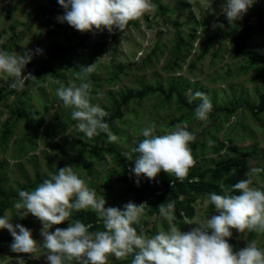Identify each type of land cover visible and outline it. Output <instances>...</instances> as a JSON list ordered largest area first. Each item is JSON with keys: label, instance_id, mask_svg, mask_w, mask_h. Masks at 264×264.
Instances as JSON below:
<instances>
[{"label": "rangeland", "instance_id": "rangeland-1", "mask_svg": "<svg viewBox=\"0 0 264 264\" xmlns=\"http://www.w3.org/2000/svg\"><path fill=\"white\" fill-rule=\"evenodd\" d=\"M153 3L155 11L130 21L123 32L81 33L58 20L65 14L58 0H0V50L18 54L42 50L24 69L36 80L28 78L22 91L10 87L11 79H0V204L4 205L0 216L29 229L41 245L42 223L31 214L20 216L23 210L14 208L18 192L35 190L51 174L70 166L96 189L98 197H104L106 208L123 210L129 202L140 205L142 184L131 171L136 154L128 160L121 153L138 146L143 139L140 130L147 125L154 123L155 135H163L186 121L196 137L189 144L196 162L183 179L192 185L178 198L188 201L191 209L189 216L182 214V232L198 227V220L218 215L205 200L207 194L223 195L232 186L226 179L233 168L215 174L223 162L245 159L244 179L251 166L264 168V110L258 109L264 91V0H255L232 25L222 14L227 0ZM214 22L224 28L213 29ZM162 26L167 30L161 31ZM244 33L247 40L236 53L233 38ZM93 64L92 103L109 113L105 122L119 138L116 142L110 143L104 133L86 137L71 119V109L64 108L56 95L60 83H79L80 66ZM144 89H148L145 96L120 105V116L114 117L115 103ZM196 91L205 93L213 104L207 122L195 118L200 101L188 102ZM160 174L161 180L176 178ZM253 186L264 191V173ZM86 215L97 219L90 232L104 230L91 210L74 211L69 222ZM69 222L51 231L67 228ZM133 226L138 233L142 226L149 237L177 227L147 208L140 225ZM252 240L264 249V234L254 232L233 229L227 242L239 252ZM12 243L10 232L0 229V264H17L18 259L24 264H48L46 249L32 256L11 251ZM131 260V256L119 260L110 256L108 264H131Z\"/></svg>", "mask_w": 264, "mask_h": 264}, {"label": "clouds", "instance_id": "clouds-1", "mask_svg": "<svg viewBox=\"0 0 264 264\" xmlns=\"http://www.w3.org/2000/svg\"><path fill=\"white\" fill-rule=\"evenodd\" d=\"M58 3L65 9V14L58 20L81 33L104 29L110 33L114 29L123 32L130 21L157 8L153 0H58ZM254 3L255 0H227L221 6L222 14L232 25L242 19ZM212 27L223 29L224 25L214 22ZM166 30V26L161 27V31ZM41 52L36 49L18 54L0 50V79L6 82L11 79L10 87L22 91L28 78L36 80L31 74L25 75L24 69L33 55ZM94 68L95 64L80 66L76 72L78 84L65 86L55 81L60 83L56 95L64 108L71 109V119L77 121L76 128L86 137L91 139L104 133L110 143L116 142L119 138L105 122L109 113L99 104L92 103L93 86L89 76ZM196 100L200 103L195 108V118L207 122L213 104L200 91L188 98L190 104ZM155 132L154 123L142 127L143 139L138 146L121 155L132 160L136 154L131 171L137 178L155 180L163 171L183 181L196 162L189 147L195 141V135L188 130L186 121L176 123L163 135H155ZM261 173L264 168L251 166L247 178L225 189L223 195L207 194L205 204L214 205L218 215L198 220V227L182 232L172 226L168 231L160 230L149 237L142 226L139 233L133 226L140 225L147 204L129 202L123 210L106 208L104 197H98L96 189L90 188L72 167L66 166L44 179L35 190H20L19 199L14 203L15 209L23 210L20 216L31 214L42 223V245L33 239L29 229L21 224L14 226L7 215L0 216V229H7L13 237L11 251L34 256L46 249L48 264H72L73 261L76 264H108L110 256L117 260L131 256V264H264V249L254 240L239 252H234L227 242L233 229L242 234H264V191L253 186ZM174 208V202H167L159 206V214L172 221L175 219ZM81 210L95 212L104 230L90 232L92 224L85 225L78 219L69 222L73 212ZM66 221L69 222L67 228L57 227L51 231ZM17 264H24V261L18 259Z\"/></svg>", "mask_w": 264, "mask_h": 264}, {"label": "trees", "instance_id": "trees-1", "mask_svg": "<svg viewBox=\"0 0 264 264\" xmlns=\"http://www.w3.org/2000/svg\"><path fill=\"white\" fill-rule=\"evenodd\" d=\"M244 26V25H243ZM247 27L243 28V31H247ZM247 40V36L244 34L238 35L233 38L234 41V48L236 53H240L242 50L245 42ZM148 92V89H144L137 92H129L128 94L124 95L119 103H115L116 111L114 113V117H119V106L125 105L132 99L142 98L146 95ZM258 109L264 110V91L260 95V103L258 106ZM245 159L243 158H235L230 159L229 161H226L225 163L219 167L217 171H215V174H220V171L222 169L230 170L233 168V173H231L227 179L226 183L230 185H234L236 182L242 180L245 178V172H246V163ZM161 174H159L155 180H149L146 177H139L140 183L142 184V189L139 194V200L144 201L145 204H147L146 208L148 212L150 213H158L159 212V206L162 204H166L167 202H174L175 208H174V216L175 219L173 220L174 223L177 225L178 228L182 227V214L189 216L190 215V207L188 201L183 202L179 200L180 195H184L187 193V188H191L192 182L187 183V181H180L177 178L171 179L167 178L166 180H161ZM161 193L156 194L157 192L161 191ZM4 208V205L0 204V210ZM81 222H83L85 225L87 224H96L97 219L96 216L93 215H86ZM68 222H64L60 224V226L66 225Z\"/></svg>", "mask_w": 264, "mask_h": 264}, {"label": "built area", "instance_id": "built-area-1", "mask_svg": "<svg viewBox=\"0 0 264 264\" xmlns=\"http://www.w3.org/2000/svg\"><path fill=\"white\" fill-rule=\"evenodd\" d=\"M162 192V190L161 191H159V192H157L156 194H159V193H161ZM143 203H145L144 201H143Z\"/></svg>", "mask_w": 264, "mask_h": 264}]
</instances>
